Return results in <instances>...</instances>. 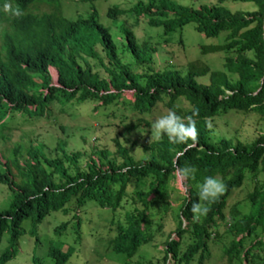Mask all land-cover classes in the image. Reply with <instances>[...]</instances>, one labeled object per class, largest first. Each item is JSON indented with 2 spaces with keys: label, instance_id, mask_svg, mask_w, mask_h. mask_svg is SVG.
Returning <instances> with one entry per match:
<instances>
[{
  "label": "trees",
  "instance_id": "16d2710c",
  "mask_svg": "<svg viewBox=\"0 0 264 264\" xmlns=\"http://www.w3.org/2000/svg\"><path fill=\"white\" fill-rule=\"evenodd\" d=\"M98 1L0 0V134L15 121L30 128L42 120L54 122L80 102L89 103V111L110 115L125 102L123 95L132 92L130 105L137 115L164 105L180 117H191L198 135L180 143L163 135L150 143L143 160H136L120 143L116 155L93 149L85 170L79 166L83 153H68L61 140L56 157L39 140L15 146L6 157L0 154V185L11 191L9 202L0 206V264L15 260L27 227L36 230L53 214L65 218L54 230L57 236L83 242L82 230L93 208L108 218L98 242L124 255L123 264L165 234L173 210L178 238L163 234L165 248L153 246L157 256L150 264H205L214 241L224 247L228 264H264V135L246 144L212 142L209 137V122L218 116L234 111L264 117V0H218L199 9L172 0H138L127 11L115 4L107 16L122 34L135 69L124 62L112 30L101 22ZM228 2L255 4L256 10L232 13L224 7ZM5 3L18 6L23 16L6 13ZM126 14L163 29L165 37L189 24L207 38L227 33L224 44L202 48L204 53H223L225 70L193 63L186 73L169 67L156 70L157 47L150 39L139 42L121 19ZM207 75L209 85L198 81ZM181 103L188 107L180 108ZM136 128L132 123L127 131ZM186 165L197 171L185 180L188 196H178L174 206L171 197L177 189L172 183L177 168ZM208 176L221 179L225 190L214 201L201 202L198 192ZM247 179L254 190L246 199L250 209L243 214L233 193ZM194 202L207 207V213L194 218ZM227 213L231 220L225 223ZM72 253V247H52L50 255L55 264H67ZM25 264L44 262L33 257Z\"/></svg>",
  "mask_w": 264,
  "mask_h": 264
},
{
  "label": "rangeland",
  "instance_id": "374dc122",
  "mask_svg": "<svg viewBox=\"0 0 264 264\" xmlns=\"http://www.w3.org/2000/svg\"><path fill=\"white\" fill-rule=\"evenodd\" d=\"M183 6L193 7L199 9L204 5H212L217 3L218 0H172ZM138 0H108L98 1L95 3L101 17V22L110 27L113 36L116 40L118 48L121 52L122 58L125 63L133 64V61L125 51L123 45V36L117 26L112 23V20L107 16L108 9L112 8L115 4H120L126 11L133 8ZM232 13L242 11H255V4L243 2H228L224 4ZM124 23L130 28L134 29L139 42L151 40L157 47L154 60L156 63L155 69L161 71L167 67L176 68L187 72L190 64H196L197 67L207 66L211 71H224V54L223 53H204L202 48L213 45H222L225 43L227 33L221 34L217 38H207L204 34L198 32L195 24H189L182 30L165 37L163 29L149 27L145 19L136 21L133 15H124L121 17ZM160 43L162 45H160ZM133 68L136 67L133 64ZM140 72L139 70H135ZM53 85H57L58 75L55 70H52ZM198 81L202 84L209 85L210 77L199 76ZM125 102L118 107L112 108L110 115L102 110L92 112L89 111V103H75L76 105L68 111V113L57 116L54 122L42 120L39 125L30 128L25 127L22 123H14L8 125V128L0 134V154L8 156L9 152L17 145L28 144L39 140L44 143L49 150L56 154L57 142L62 141L66 144L68 153L82 152L84 157L80 160L79 166L85 170L86 165L90 162L89 159L93 157L92 150L106 149L116 155L118 150V143L128 149L130 154L136 160H143L148 155V147L151 142L159 139L153 138L151 140L152 131L151 124L153 121L169 112V109L164 105L158 106L151 112L137 115L130 103L134 102L132 92H127L123 95ZM181 103L178 105L180 108H187L188 104ZM19 118V117H18ZM143 119L144 121L139 122ZM137 124V128L128 132L127 126L130 124ZM53 124H56L53 127ZM62 126V128H61ZM209 137L212 142H218L222 139L232 140L235 144L238 143H251L264 135V117L255 113H237L230 112L223 116H218L215 120L209 122ZM4 135V137H3ZM60 141V143H61ZM62 149V144L60 145ZM65 147H63L64 150ZM60 155V153H59ZM63 158V157H60ZM97 158V157H96ZM262 179V178H261ZM184 177L177 173L173 186L177 192L172 193L171 201L174 206H177L178 196H188L187 191H184L182 184L186 185ZM254 190L253 183L247 179L244 185L234 191L233 201L240 202L239 208L242 213H248L249 207L246 206L247 196ZM11 197V191L8 187L0 185V206H5ZM242 206V207H241ZM92 216L83 227L84 241H75L74 236H57L55 228L61 224L65 218L61 214L52 215L36 230H31L27 227V233L23 235L19 241V253L14 261L10 264H25L33 257L41 258L44 264H55L54 259L51 257L50 252L52 247L58 249L73 248L72 256L67 264H123L125 262L124 255L114 253L108 250L107 242L100 241L104 237L107 216L104 211L98 209L90 210ZM173 214L167 218L165 224V234L161 233L153 241L143 246L138 254L128 260V264H150L155 263L154 256H157L153 247L155 244H160V249L165 248L162 235H172V239L177 240V235L173 232L176 228ZM231 215L227 213L226 221L230 222ZM224 222L220 223V232L225 236V229L223 228ZM222 224V225H221ZM187 226V223H185ZM95 239L93 240V238ZM225 243L229 240L225 239ZM156 242V243H155ZM220 242L214 241L210 244V257L205 261V264H228V258L224 257V247ZM185 248V245L183 246ZM264 250V249H263ZM262 255L264 253L261 252ZM244 255V254H243ZM126 257V256H125ZM172 261H174L172 259ZM234 264H239L237 261ZM245 264H247L245 262Z\"/></svg>",
  "mask_w": 264,
  "mask_h": 264
},
{
  "label": "clouds",
  "instance_id": "9594fccd",
  "mask_svg": "<svg viewBox=\"0 0 264 264\" xmlns=\"http://www.w3.org/2000/svg\"><path fill=\"white\" fill-rule=\"evenodd\" d=\"M3 10L6 13L11 12L18 18L23 16L20 8L18 6L13 8L10 3H5ZM151 131V140L153 138L159 139L162 135H167L169 140L175 143L185 142L187 139L195 140L198 135L195 121L191 117L185 119L172 110L156 118L151 124ZM176 171L182 174L184 179L187 180L194 178L197 169L195 166L186 165L182 168L178 167ZM182 188L184 191H187V187L183 184ZM224 190L225 185L221 179L212 176L205 177L198 192L199 201H214L223 194ZM191 211L194 214V218H198L199 215L206 214L208 208L202 206L200 202H194Z\"/></svg>",
  "mask_w": 264,
  "mask_h": 264
}]
</instances>
